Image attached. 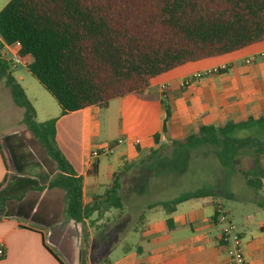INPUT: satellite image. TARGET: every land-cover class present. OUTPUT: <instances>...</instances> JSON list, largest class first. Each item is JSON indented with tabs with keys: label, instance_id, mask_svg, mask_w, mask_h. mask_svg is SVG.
<instances>
[{
	"label": "trees",
	"instance_id": "trees-1",
	"mask_svg": "<svg viewBox=\"0 0 264 264\" xmlns=\"http://www.w3.org/2000/svg\"><path fill=\"white\" fill-rule=\"evenodd\" d=\"M261 42L264 0H10L0 11V80L14 104L24 111L22 124L55 164L56 174L48 189L65 192V215L82 228L80 264L89 261L87 222L92 227L94 213L102 216L123 208L121 178L132 164L114 175L100 202L86 206L83 178L56 140L58 119L37 121L33 104L13 75L16 68L3 57L5 46L19 44V56L32 58L28 71L56 100L61 116H66L92 106L106 108L110 101L128 95L144 102H158L157 95L147 93L154 78ZM161 102L167 122L171 110ZM159 138L155 136L156 144ZM203 148L210 150L223 168L239 173L254 190L264 187L263 117L201 126L196 134L151 151L138 164H146L152 177L182 174L192 151ZM247 157L252 161L248 167L242 165ZM179 166L182 168L178 170ZM136 174L143 180L142 172ZM206 196L219 195L199 191L152 206L160 205L171 214L179 204ZM6 202L3 198L0 210Z\"/></svg>",
	"mask_w": 264,
	"mask_h": 264
},
{
	"label": "crops",
	"instance_id": "crops-1",
	"mask_svg": "<svg viewBox=\"0 0 264 264\" xmlns=\"http://www.w3.org/2000/svg\"><path fill=\"white\" fill-rule=\"evenodd\" d=\"M19 50L5 46L3 57L10 61L19 55ZM20 60L26 68L32 62L30 56L20 57ZM222 68L225 69L222 73L195 77L207 70ZM147 93L157 95L159 101L144 102L134 95L110 101L105 109L112 108V111L106 115V121L113 134L95 147L92 141L98 137L91 134V129L99 128L102 108L92 106L61 116V109L52 107L46 113L48 118L44 122L58 119L56 140L76 173L83 178L86 206H95L102 200L100 197L111 186L114 175L127 164L138 163L147 159L151 151L196 134L201 126L264 118V42L162 74L152 80ZM161 101L171 110L167 122ZM36 113L38 118L37 110ZM19 122L23 125L22 120ZM23 131L29 136L28 130ZM18 133L15 129L0 131V205L3 198L7 199L0 210V239L6 249L0 264H80L82 229L65 215V192L59 188L48 189L56 174L55 164L48 163L49 169L54 171L49 174V169L42 165L25 163V153L16 137ZM156 135L160 137L158 144ZM118 140L123 143L115 146L112 154L92 157L102 146L116 144ZM135 140H140V145H136ZM236 175L243 178L239 173ZM203 191L219 196L185 201L171 214L160 205H152L172 200L146 205L134 230L124 234L113 246L103 229L94 240L90 230L95 228L94 224L88 229V264H228V249L221 242L222 226L215 217L217 207L227 211L233 222L224 200L242 202L244 206L253 203L251 205L259 206V210H264V200L254 203L218 190ZM254 192H264V187ZM223 194L228 197L224 198ZM143 195V190L137 189L136 200L141 201ZM95 214L97 212L93 216ZM251 214L243 211L237 228L248 264H264V219L253 222Z\"/></svg>",
	"mask_w": 264,
	"mask_h": 264
},
{
	"label": "rangeland",
	"instance_id": "rangeland-1",
	"mask_svg": "<svg viewBox=\"0 0 264 264\" xmlns=\"http://www.w3.org/2000/svg\"><path fill=\"white\" fill-rule=\"evenodd\" d=\"M9 1L10 0H0V11ZM12 66L14 68V64H12ZM13 75L24 88L26 95L33 104L35 110L38 111L39 117L37 118V121L40 123L44 122L43 120L48 118L46 113L50 112L52 107L61 109L51 94L28 71L23 61L16 66ZM0 93V124L2 125L0 131L8 132L13 129L18 130L19 133L16 137L19 139L23 153H25L24 162L34 166L42 165L48 170V163H50V161L47 158L45 150L31 134L27 136L26 132L23 131L24 129L27 130V128L24 125H21L20 122L18 123L19 120L23 119L24 111L15 106L11 93L5 87L2 80H0ZM111 109L112 108L106 110L105 108H102L103 114L100 115L99 118V128L91 129V134L98 137L96 140L92 141L94 147L97 143L109 138L113 134L106 121V115L111 114ZM207 151L209 154L205 156L204 153ZM102 162H105V159H103ZM251 162V159L247 157L243 159L242 165L248 167L252 164ZM261 165L264 169V159L261 161ZM131 167L125 171L126 173L121 178L123 208L112 209L109 212L104 213L102 216L98 213L95 214L92 218L96 224L93 229L89 226V221L87 222L88 229L91 228L90 230L95 241L99 236L101 229H103V231H106L109 235L111 245H116L124 234H128L130 231L134 230L138 216L142 210H144L146 205L151 202L173 200L209 189L232 194L240 200H252L253 202L255 200L259 202L264 200V192L256 194L257 192H254V190L246 184L244 178L236 175V171L223 168L213 158L212 152L207 150V148L192 151L191 161L188 164L186 171L182 174L165 173L151 178L152 172L150 173L146 164L140 165L138 163H132ZM180 168H182V166H179L177 169L179 170ZM138 171L142 172L143 180H141L136 174ZM52 172L54 171L50 168L48 173L52 174ZM45 174V176L48 177V174ZM54 176L55 175L53 174V177ZM137 189L143 190L144 198L141 201H138L135 198ZM223 202L225 208L230 212L231 218L236 227H238L239 222H241L243 211L252 213L251 217L253 218V222L264 219V210H259V206L257 208L252 206L251 204L253 203H250L251 206L248 204L247 206H244V204H241L242 202L236 203V201L227 200H224ZM89 244L90 243H88V245Z\"/></svg>",
	"mask_w": 264,
	"mask_h": 264
},
{
	"label": "built area",
	"instance_id": "built-area-1",
	"mask_svg": "<svg viewBox=\"0 0 264 264\" xmlns=\"http://www.w3.org/2000/svg\"><path fill=\"white\" fill-rule=\"evenodd\" d=\"M8 48H20L19 44L14 46H7ZM10 62L14 64L21 63L20 56L15 55ZM224 69V68H222ZM221 69H211L207 70L201 74H197L195 77H202V76H210L212 74L219 73ZM123 143V140H118L116 144H108L102 146L98 149V151L92 153L93 158H97L101 155H109L112 154L114 151L115 146L120 145ZM134 143L136 145H140V140H135ZM217 220L219 224L222 226V233H221V242L224 246L228 249L229 255V263L228 264H248L247 259L244 254L243 248V239L241 234L238 231L236 225L231 221L229 213L224 211L221 207L218 208V216ZM6 255V249L4 243L0 239V259L4 258Z\"/></svg>",
	"mask_w": 264,
	"mask_h": 264
}]
</instances>
